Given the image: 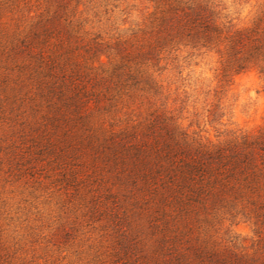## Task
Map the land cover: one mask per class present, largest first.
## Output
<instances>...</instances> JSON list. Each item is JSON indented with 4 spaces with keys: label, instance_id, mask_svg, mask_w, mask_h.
<instances>
[{
    "label": "rangeland",
    "instance_id": "obj_1",
    "mask_svg": "<svg viewBox=\"0 0 264 264\" xmlns=\"http://www.w3.org/2000/svg\"><path fill=\"white\" fill-rule=\"evenodd\" d=\"M195 1L224 31L264 27V0ZM164 9L0 0V264H158L257 239L239 207L182 206L155 173L156 135L195 149L264 131V74L224 75L222 46L139 56Z\"/></svg>",
    "mask_w": 264,
    "mask_h": 264
},
{
    "label": "trees",
    "instance_id": "obj_2",
    "mask_svg": "<svg viewBox=\"0 0 264 264\" xmlns=\"http://www.w3.org/2000/svg\"><path fill=\"white\" fill-rule=\"evenodd\" d=\"M164 2L156 40L148 44L147 52L140 57L153 59L157 48L185 40L219 54L222 46L227 56L222 67L224 75L252 66L264 74V27L260 23L251 28L224 31L215 23L212 11L201 2ZM114 77L119 82L121 74L118 72ZM149 146L159 163L155 173L176 193L180 205L199 204L203 210L218 206L231 214V210L239 207L234 214L253 221L257 238L249 249L200 250L196 257L178 254L158 264H194L195 261L197 264H264V131L256 137L244 136L224 145H202L195 149L168 132L166 136H154Z\"/></svg>",
    "mask_w": 264,
    "mask_h": 264
}]
</instances>
